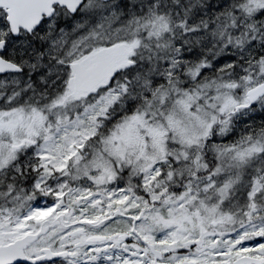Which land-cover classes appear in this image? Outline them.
Segmentation results:
<instances>
[{
    "label": "snow or ice",
    "instance_id": "6c2138e0",
    "mask_svg": "<svg viewBox=\"0 0 264 264\" xmlns=\"http://www.w3.org/2000/svg\"><path fill=\"white\" fill-rule=\"evenodd\" d=\"M0 264H264V0H0Z\"/></svg>",
    "mask_w": 264,
    "mask_h": 264
}]
</instances>
